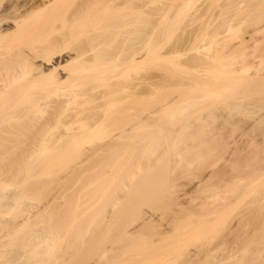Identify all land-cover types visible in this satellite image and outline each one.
<instances>
[{
    "label": "rangeland",
    "instance_id": "obj_1",
    "mask_svg": "<svg viewBox=\"0 0 264 264\" xmlns=\"http://www.w3.org/2000/svg\"><path fill=\"white\" fill-rule=\"evenodd\" d=\"M63 1L59 8L53 9L52 13L39 14V17H34V21L37 19V31L41 32L40 35L43 37L42 30L45 28L44 26L46 28L52 26L59 28V35L51 34L49 37L47 36L48 42L58 36V39H61L60 41L63 40L61 46L66 47L65 42L69 40V35L74 32L77 33L85 27L83 28L82 25L78 24L74 26L66 25L63 19L66 16L69 17L76 11V8L80 10L78 12H81L84 7L80 5L81 0ZM89 1L90 5L94 4L92 5V13L97 12L96 17L91 21V30L95 35L106 38L107 35L105 34L110 33L107 30L108 25L114 22L119 23L122 17L130 21L135 19L143 22L144 19L141 20V18L147 14L149 15V17H145V22L149 20L147 30L153 33L154 45L163 43L164 47L162 49L173 44L176 36L181 33V29H185V23L189 18L187 13L192 11L187 10L189 6L184 9L185 12L182 10L184 19L180 18L182 23L179 26L180 29H177L172 25L169 18L166 21L162 18L159 19L162 13L157 14L158 9L163 4L169 3L170 0H159V2H157L158 0H133V6L135 3L143 6V8H140V12H131L130 10L113 14L110 12L109 14L112 15H102L108 13L102 12L103 5H98L97 0L96 4L95 2L92 3L91 0ZM89 1L85 6L89 4ZM111 1L112 4H115L116 1L120 2V0ZM191 3L189 4L190 7ZM117 4L119 3L117 2ZM194 5L201 8L203 1L197 0ZM150 13L153 17L150 16ZM172 14L168 15L172 16ZM42 16L44 17L42 18ZM116 16L119 19L117 21ZM49 20H54V23L48 25ZM42 22L43 26H41ZM85 24L87 26L88 22ZM139 24L143 25L142 23ZM139 24L135 27H140ZM129 28L133 29L134 25L133 28ZM129 28L127 29L130 31ZM37 31L34 33L36 35L31 36V40H35L37 36H40ZM174 32L177 33L174 34ZM64 36L67 38H64ZM44 38L46 39V36ZM96 40L98 39L96 38ZM96 40L94 39V41ZM104 42L106 44L105 40ZM36 44L39 45L40 42H36ZM45 44L47 45L46 42ZM101 44L103 45V43ZM75 45L78 44L73 43L70 46L71 50L69 48V52L72 53ZM31 46H33L32 43L22 44L21 48L29 49ZM252 51L249 49V52ZM10 52L11 49L7 47L5 50L0 51V54ZM203 52H188L187 57L205 58L201 55ZM213 53H215V50L211 51V54ZM231 55H227L228 57H225L224 62L220 61L222 65H220V62L217 64L212 62L211 65L215 67L216 72L211 70L214 73L207 72L206 75L208 76L204 75L205 72L196 75L195 73L190 74L189 77L185 71L184 73L183 70L181 71L174 66L173 62L168 63L167 61L164 64V61L156 60L155 57H149L150 60L146 59L138 66L128 65L122 67L124 65H121L122 68H119V65L115 71H104V68L101 70L104 71L102 73L97 71V78L101 79H96L91 83V86L100 92H105L107 87L114 83H127L128 81L131 84V79L134 80L145 75L148 77L150 75L158 77L159 75L162 78L164 76L168 80L171 78L172 80H169L170 84L173 83V80L175 83H180L182 80L187 85L191 83V87L185 85L186 83L184 84L190 89L186 90L185 88V92L182 89L176 90V93L167 92L168 88L158 90L152 96L151 92L153 91H148V93L146 90V94L150 96L145 97V100L143 99L142 102H128L125 105L128 108L126 109L127 129L131 127L132 123L136 122V117L139 116L147 118L146 123L149 121L148 117L155 118L154 121L156 118H161L157 123L161 124L162 127L164 126V129L168 127L166 130L159 127L162 128L160 130L156 121L155 123L151 121L152 126H149L150 122L149 125L145 122L140 125L142 128L139 131L143 133V136L148 135V137L158 140V143L153 146L149 145V142L153 141H149V139L148 141L140 139L136 142L126 140L117 148V151L106 149L105 153H101L100 158L85 160V154L89 150L111 141L121 132L116 129L107 133L98 132L91 137H85L77 141L60 156L58 154L54 156L53 154V156L40 158L30 156L31 151L36 150L38 153L39 146L35 141H33L34 143L21 144L0 141V182L2 180L3 183L6 179V182L8 180L10 182L9 188L0 187V196L3 194L7 199L5 201L3 196L0 206L8 207L10 202L9 206L14 207V210H9V214L12 211L10 215L5 216L3 214L0 216V250L4 249L0 251V264H238L239 261L241 264H264V251L260 252L264 247V225L261 220L262 217L264 218V206L261 207L264 200L259 198L264 187V153L261 152L264 149V132H262L264 126L259 124L262 121L264 124V93H261V91H264V78L257 77L260 80L256 81L255 76L259 70L255 68L254 72V68L248 64L249 61L251 62V58H249L251 60L243 62L244 58L241 61L242 59L239 60L241 57L239 58L235 54ZM234 56L239 59L234 58ZM252 63L256 65L258 62L255 64L252 60ZM259 64L256 66L262 67L263 70L264 63L260 64L261 66ZM173 67L179 70H175ZM262 70L258 72V75L263 72ZM91 71L94 72L95 70ZM100 73L101 75L104 73L102 77ZM91 74L88 73L87 75L91 77ZM93 74L96 76V71ZM198 74H201V76L198 77ZM95 76L93 75L92 78L94 79ZM251 77L253 78L251 79ZM80 79L81 81L84 80V78ZM257 89L260 90L258 94ZM181 90L182 92H180ZM254 91H256L257 96L254 95ZM251 92H254V94ZM260 94L263 96H260ZM173 99L175 100L174 104H167ZM199 99L203 105L199 104L198 107L193 108L194 110H187L186 115H189L186 116L187 118L183 116L185 112L180 115V108L197 100L199 102ZM251 102H255L258 109L261 106L260 111L255 109L256 106L254 107ZM260 102H262L263 107ZM209 105L212 107H208ZM240 106H242V109ZM253 109L259 113L261 112L260 117L259 114L256 115L260 118H257L259 120L256 124L258 127H254L256 116L253 113L257 114V111L255 112ZM54 114V110L49 109L41 122L47 117L53 119ZM177 119H179V122L183 121V123L178 124ZM168 120H170V123L174 122L175 125L173 123V125L168 126L169 123L166 124L169 122ZM159 121L162 122L159 123ZM153 124L154 127L157 124L156 128L158 129L154 128ZM185 126L190 128L191 131L188 129L189 134L183 133L185 132L183 129H186ZM148 127H151L152 130ZM255 128H258L257 135L252 132V130L256 131ZM45 131V126L37 125L35 128L25 130V135L29 140H33ZM148 131L155 134L151 136L152 132L149 135ZM162 131H165V133H162ZM65 132L66 129L62 126L56 135H63ZM251 133H254L253 138H251ZM261 133L263 135H260ZM134 135H139V133ZM257 137L258 141L256 140ZM250 138L252 141L255 140L254 146L256 147L252 146L251 143L253 142ZM257 142H259L260 147L262 146L258 149L260 152H257ZM257 153L263 154H261L262 156L259 154L257 157ZM238 176L243 178V182L239 181L240 183H238ZM144 180L146 181V189L143 184ZM239 184H244L242 185L244 188L242 186L239 188ZM5 189L6 191H4ZM180 193L184 198L180 196ZM13 194L20 198L23 203L18 199L16 201ZM262 197L264 198V196ZM258 198L263 201L261 202ZM257 200L258 203L261 202L260 207L262 210L259 206L260 209L256 208L258 205ZM203 201L206 204L204 203L201 206L200 204ZM181 204L188 209L187 211L192 212V215L183 222L182 217L186 210L183 212L184 209L181 208ZM252 208H255V210H252ZM248 214L252 219L248 217L250 219L248 220L245 217ZM150 216L155 219L153 225H160L162 229H166L168 234L163 233L165 230L161 232L158 226L157 232L160 231L166 237L162 236L163 234L155 236L157 232H152V227L150 229V226L147 225L149 228L143 230V233H146L145 238L142 240L135 239L136 242H134L133 239L138 235L139 229L146 228V222V224H148V221L154 223V219L152 222ZM179 218L181 222L178 221ZM242 219L244 220L243 223ZM153 225L151 224V226ZM156 227H153V229ZM132 231H134L133 234H137L133 236ZM5 232L7 235L8 233L12 234V238L8 237V239ZM38 234H41V237L43 236L42 241L36 239L35 236ZM240 234L245 241L240 237ZM159 237H163V240ZM237 238H240L243 242ZM9 240L15 241L10 243ZM26 241L27 243H25ZM17 243L20 245L19 247ZM8 248L12 253H8ZM5 250L6 253H4ZM124 250L127 251V254L122 256ZM3 253L12 258L7 259L5 255L2 256ZM259 253H263L261 257ZM8 260L11 261L7 262Z\"/></svg>",
    "mask_w": 264,
    "mask_h": 264
},
{
    "label": "bare ground",
    "instance_id": "obj_2",
    "mask_svg": "<svg viewBox=\"0 0 264 264\" xmlns=\"http://www.w3.org/2000/svg\"><path fill=\"white\" fill-rule=\"evenodd\" d=\"M1 1H0V51L5 50L7 47H9L11 49V52L7 54H0V141L2 142L4 141L6 143L8 142L10 144L31 143L35 141V143L38 144L39 146V150H38V153L36 150L30 152L31 153L30 156L32 158L34 157L40 158L43 156L46 157L50 155L53 156V154L54 156H56L57 154L58 156H60L62 155V153L66 152V150L69 147L71 148L72 147L71 145H73L74 143L76 144L77 141L82 140L85 137H91L98 132L107 133L108 131L113 130V129H116L120 131L121 133L117 135L116 137H114L111 141L103 143L102 146L96 147L93 150H89L85 154V160L86 159L89 160V158H100L101 153H105L106 149L117 151V148H119L121 144L124 143L126 140L136 142L137 140H140V139H143L144 141L145 140L148 141L149 139V141L153 140L152 142H149V145L153 146L156 143H158L157 142L158 140L152 137L150 138L148 137V135L143 136L142 135L143 133L139 131L142 128L140 127V125L144 124L145 120L147 122V118L145 119L143 118V116L136 117V122L132 123L129 129L126 128V125H127L126 109L128 108L125 105H127L128 102L129 103L135 102V101L142 102L143 99L149 95V94H146L148 91H153L151 92L152 94L151 93L150 94L154 96L156 91L161 90V89L166 90L169 88L168 90H166L167 92L172 91L176 93V90L182 89L185 92L187 89H189V87L187 86L191 87L190 85L191 83L187 85V83L184 82V80L180 81V83H175V81L173 80V83L170 84L169 80L171 78L168 80L166 77L164 78V76L162 78V76H159V75L158 77L157 76L154 77L153 75L152 76L150 75V77H148L145 75L139 78H135L134 80L131 79V84L128 81L127 83H114L108 86L105 92L104 91L100 92L95 87L91 86V83L94 82L96 79L97 80L99 79L97 78L98 76L97 73L103 70V68L105 69L104 71H110V70L115 71L119 65H120L119 68L121 67V65H124L122 67H127L128 65L138 66L142 64L144 60L146 59L150 60L151 58L149 57H155L156 60L164 61L165 62L164 64H166L167 61L168 63L173 62L174 66L178 67L181 71L183 70V72L185 71L186 74L189 76L190 74L193 75L194 73L195 75L197 73H205V72L206 73L204 75L208 74L209 72L214 73V71L211 72V70H215V67L211 65L212 62L214 64L215 63L217 64L220 61L224 62V59H226L225 57L227 55L230 56L231 54L232 55L235 54L236 56H239V58L241 57L239 59L238 57L234 56V58L236 59L237 58L239 60L242 59L241 61H243V58H244L243 62H245V60L248 61L252 59L255 64L257 62L260 64L264 63V0H202L203 6L201 8H198L197 6L194 5V3L197 2V0H195V2L194 0H170V1L168 0L169 3L163 4L162 7L158 9L157 14L162 13L159 19L162 18L163 20L166 21L169 18L172 25L174 27H177V29H180L179 26L182 23V21H180L181 20L180 18L184 17V13L182 12V10L185 12L184 9H186L187 6L190 7L189 4L191 2H192L191 3L192 8L187 7V10L189 9L188 11L190 10L192 11L191 13L188 12L189 14L187 13L189 18L185 23L186 24L185 29L183 30L181 29V33L176 36V40L173 42V44H171L168 48H163V49L162 47H164V45H162L163 44L162 42L154 45L153 33H150L147 30V27L149 26L148 24L149 20L146 21L147 23L145 22L146 20L145 17H149V15L147 14H145L146 16L144 15L143 18H141L143 13L141 14V16L139 15L141 20L144 19L143 22H145L144 23L145 26H143L144 24L140 20L137 21L134 19L133 21L132 20L130 21L127 19L128 20L127 21L126 18L124 19V17L120 18V20L117 18L118 16H116V18L114 17L116 21L119 20V23L114 22L115 24L113 23V24L108 25L107 30L110 31V33L105 34L107 35V37L105 36L106 38H104L103 36L101 37L100 34H99L100 36L95 35L93 31L91 30V21L97 15V12H96L97 9L95 11L96 13H92L93 12L92 5L94 4L90 5V1L88 0L89 4L85 6L88 1L85 0L86 2L84 1L85 2L84 3L83 0H81L82 2L80 5L85 8V9L83 8V10L81 11L82 13L78 12L80 10H77L76 8V11H74L70 15L71 17L66 16V18L68 17L69 19L68 18L63 19V17L62 19L66 25L74 26L75 24H78V25H82L83 28L84 27L85 28L83 30H79V32L77 33L74 32L70 34L69 35L70 37H68L69 40L66 39L67 42H65L67 44L66 47H62L61 45L63 44L61 43L63 42V40L60 41L61 39L59 40L57 35H56L57 37H55L56 39L54 38V40L52 39H51L52 41L50 40L51 42H48L49 39L47 38V36L49 37L51 34L59 35L58 33L59 28H54L53 26L50 28H46V26H44L45 28L43 27L44 29L42 30L43 31L42 33H44L43 34L44 37L46 36V39H45L42 35H40L41 32L37 31L38 22H37V19L36 21H34V17L37 18V16L39 14L41 15L42 13L43 14L45 13L44 15H46L47 14L46 12L52 13L54 8H57V7L59 8L61 6L60 4H62L63 0L62 1L61 0H8V1L1 0ZM100 1L97 0L98 5L99 4L103 5L102 12L103 11L108 12V13L103 12L104 14L102 15H105V14L112 15L113 13L123 12L126 10L127 11L130 10L131 12H140L139 11L140 8H143V6L136 5V3H135L136 6L135 5L133 6V2H132L133 0L131 1H128V0L121 1L120 0V2L116 1L115 4L114 3L112 4L111 0H105L103 2L101 1V3ZM91 2L92 3L95 2L96 4V0L95 1L91 0ZM117 2L119 4H117ZM157 2H159V0ZM81 8H78V9H81ZM110 12L112 14H109ZM170 12L173 13L172 16L168 15V14H171ZM65 14L63 15L64 17H65ZM153 15L155 16V14ZM150 16H151V13H150ZM43 17L44 16H42V18ZM44 21H47V20H44ZM134 21L137 23H135ZM87 22L88 24L86 26L85 23ZM53 23H54V20H49L47 24L52 25ZM139 23H142L143 25ZM138 24L142 28H140L139 26H137L136 28L135 25H138ZM133 25H134V28H133ZM41 26H43V22ZM129 27H132L133 29H130ZM127 28H129L130 31ZM36 31L39 32L38 35L40 36H37L36 39L34 37L35 40H31L30 39L31 36L34 33H36ZM176 33L174 32V34ZM94 35L96 36L98 40L101 37L100 38L101 42L99 40V43H98V40H96ZM64 38H67V37L64 36ZM94 39L97 41V44H96V41H94ZM104 40L106 41V44ZM36 42H40V44L37 45ZM45 42L47 43V45L45 44ZM28 43H32L33 46L29 47V49L21 48L22 44H28ZM73 43H77L78 45H75V48L73 49L71 53L69 51L71 50L70 46ZM101 43H103V45ZM117 43H119V45H117ZM118 47H120L121 49ZM249 49L253 51L249 52ZM212 50L213 51L215 50V53L211 54ZM202 51L206 53L205 55L203 54L204 52L201 54L202 56H205V58L187 57L188 52L189 53L190 52L201 53ZM251 62L249 61L248 64L254 68L253 69L254 72H255V68L261 72L262 67H260L261 68L260 70L259 66H256L258 65V63L254 65L253 63L251 64ZM220 65H222V63ZM173 68L175 70H179V69H176L175 67ZM91 70L96 71V76L95 74H93L95 73V71L92 72ZM104 71H101V73ZM262 71L263 72L261 74L259 73L260 75H258V72H257V75L254 73L256 75L255 77L256 78L260 77V79L261 78L263 79L264 78V67ZM87 72L89 74H91L92 72L91 74L92 76L89 77V75H87L88 74ZM101 73H100V76L102 77L104 73L102 75ZM93 75L95 76L94 79L92 78ZM187 75L186 77H188ZM199 76H201V74L200 75L198 74V77ZM80 78H84V80L81 81ZM172 78L174 79V77ZM252 78L253 77H251V79ZM260 79L257 78L256 81ZM192 80L190 81L192 82ZM181 82H184V83L182 84ZM254 83H255V80H254ZM184 84L187 86H185ZM182 90L180 92H182ZM258 90L259 89L256 90L257 94L260 92V90L259 91ZM256 91H254L255 94L254 92L253 93L251 92V93L257 96ZM261 93L263 94L264 91H261ZM263 95L260 94V96H263ZM187 101H189V99H187ZM197 101H194L192 103L188 102L189 104L184 105L183 108H180L181 109L180 115H182L181 113L185 112L183 113V116L185 117L189 116V115H186V111L193 109L194 107L196 108V106L198 107V105L201 104L200 103L201 100L199 102ZM204 102L206 101L204 100ZM255 102L257 103V101ZM174 103H175L174 99L167 102V104H170V105ZM254 103H253L254 107L256 106L255 109H258L257 104L259 105V103L257 104L256 103L254 104ZM260 103L263 107L262 102ZM208 107H212V106L209 105ZM240 107L242 109V106ZM259 107L260 108L258 110L260 111L261 106ZM49 109L54 110L55 112L54 118L52 119L50 117H47L43 120V122H41L44 115L48 113ZM255 109L253 110L255 111ZM256 113L257 114L253 113L254 116L256 115L258 116V114H259V117L261 116L260 115L261 112L259 113L257 111ZM257 116L255 117V120L252 119L256 122L254 124V127L257 126L256 125L258 123L257 121H259L257 119L259 117ZM150 118L148 117L149 119L148 123L145 122L148 125L151 123V121H154L153 119H155V118L153 119L151 118L152 119L151 120ZM160 119L156 118L155 120L156 123ZM177 120L179 122V119ZM168 121L169 122L166 123L167 125L169 123L168 126L173 125L174 122L170 123V120ZM160 122L162 121H159V123ZM181 122L183 123V121ZM181 122H179L178 124H181ZM206 122H207V119H206ZM261 123L259 124L264 126V124L263 123L261 124ZM250 124H253V123H250ZM37 125L45 126L46 131L42 132L35 139L29 140L25 135V130L29 128H35ZM156 125L154 127V124H153V127L156 128ZM158 125H157L158 128L162 127L161 124L159 126ZM62 126L65 127L66 132L63 135H56L57 131ZM149 126H152V123ZM148 128L152 130L151 127H148ZM162 128L163 130L168 129V127L164 129L165 128L164 126ZM162 128H159V129L161 130ZM185 128L187 130L183 129L185 130V132L183 131L182 132L184 134L186 133L189 134L188 132L190 128H187L186 126ZM257 129L256 131H253L254 128L253 130L252 129L251 130L252 132H255L256 134ZM151 132L152 131H150L149 133L148 131L149 135H151ZM136 133H139V135H134ZM162 133H165V131L164 132L162 131ZM153 134L155 133L152 132L151 136H153ZM253 134L251 133V138H253L252 137ZM164 135H162L163 138H165ZM260 135H263V134L261 133ZM154 136L156 137V135ZM258 137L256 138V140L258 139ZM175 141L177 142V140ZM254 141H252L253 143H251L253 144L252 146H254L255 145L254 143H256ZM160 142H161V138H160ZM258 143L259 142H257V144ZM259 145L260 144L257 145V150L259 148H262V146L260 147ZM114 148L116 150H113ZM257 152H260V151L258 150ZM261 152L264 153V149ZM263 153H257L258 155L257 154L256 155L258 157L259 154L261 155ZM254 157L257 158L256 156ZM133 178L134 177L132 176V179ZM237 178H238V183H240L239 181L243 182L242 177H240L241 180H239L240 179L239 176ZM150 181L151 180H149V182ZM5 182L2 183V180H1L0 187L4 186V188L6 187L7 189L9 188L10 182L9 180L8 182L6 183ZM140 182L142 183L143 180ZM143 184L145 186L146 181ZM242 185L239 184V188H241ZM242 188H244V186H242ZM6 189L4 191H6ZM145 189H146V186H145ZM262 189L263 191L260 189L261 197L259 198H262L264 200V198L262 197L264 196L263 195L264 187ZM3 196L5 199V195L2 194L0 196V205L3 200L2 199ZM14 196H15L16 201L17 199L18 201L21 200L16 195ZM180 196H181V193H180ZM6 198L8 197L6 196ZM259 198L258 200H260ZM10 199H11V196H10ZM6 200L7 199H5V201ZM118 200L119 199L117 198V201ZM258 200H257V203H258ZM263 200H260V201L262 202ZM204 203L205 202L203 201V203L200 205L203 206ZM260 203H258V205L256 204L257 207L256 206L254 207L259 208ZM9 204L10 202L8 203V207L4 205L0 206V216H2L3 214H5L6 216L12 213V211L10 214L8 213L9 210H14L13 209L14 207L9 206ZM262 204L264 203L263 202L261 203V207L263 208L264 205ZM183 205L181 204L182 206L181 208L184 209V210L182 209L183 212L185 210L186 211L183 214L184 216L182 217V222L183 220L189 218L192 215V212L187 211L188 209H186ZM252 210H255V208L254 209L252 208ZM249 216H250L249 214L248 216L245 215L246 218H248ZM249 218L252 219L251 217ZM249 218L248 220H250ZM153 219L154 218L150 216V220L152 222H153ZM261 220L264 225V218L262 217ZM178 221H180V218ZM243 221L244 220L242 219V223ZM146 223H145L146 228H142V230L139 229L140 230L139 232L137 230L138 235L135 236V234L137 233L133 234L134 231H132L133 236H135V238L133 239L134 242H136L135 239L142 240L145 238L146 233H143L144 232L143 230L147 229L148 226H150V229L151 227L153 229V227L157 226L156 228L153 229L154 231L151 229L152 232H157L158 228L159 227L161 228L160 225H156V226L153 225L155 224V219H154V223H151L150 221H148V224ZM151 224L153 226H151ZM160 228L159 230L161 232L162 230H165L163 231V233L166 232V229H162V228L160 229ZM155 229L157 230L155 231ZM160 231L157 232L156 235L154 233V235L161 236V234L163 233H161ZM166 234L168 233L166 232ZM11 235L9 233L7 235L6 233L7 238L11 237ZM162 236L166 237L165 234H163ZM35 237L37 240L42 241L43 236L41 237V234H38ZM240 237H242L241 234H240ZM159 238L163 240L162 239L163 237H159ZM49 239L51 240V238ZM237 239L243 242L240 238H237ZM14 241H10V243H13ZM25 243H27V241ZM19 246L20 245H18V247ZM12 247L10 246L11 249ZM24 247L23 249H25ZM263 248L262 250H260V252L264 251ZM125 250L122 251V254H121L122 256L127 254V251L125 252ZM7 251L8 253L9 252L12 253L11 251H9V248ZM7 251L5 250L4 253H6ZM4 253L2 254V256L5 255ZM263 253H259L260 254L259 256L261 257ZM17 255H18V252H17ZM5 257L7 256L5 255ZM10 258L12 257L11 256L7 257V259H10ZM38 258H39V255H38ZM10 261L8 260L7 262H10ZM239 262L238 264H241Z\"/></svg>",
    "mask_w": 264,
    "mask_h": 264
}]
</instances>
